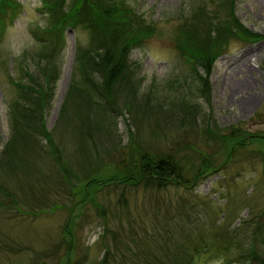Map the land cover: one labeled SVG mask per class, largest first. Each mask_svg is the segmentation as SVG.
I'll return each mask as SVG.
<instances>
[{
    "label": "rangeland",
    "instance_id": "374dc122",
    "mask_svg": "<svg viewBox=\"0 0 264 264\" xmlns=\"http://www.w3.org/2000/svg\"><path fill=\"white\" fill-rule=\"evenodd\" d=\"M124 1L152 33L129 56L132 71L126 87L115 89L117 104L112 99L107 105L108 132L94 131L92 137L80 131L86 125L79 126L78 116L93 96L80 92L68 98L80 91L78 55L89 47L88 29L58 22L59 9L48 14L42 0L15 2V20L7 22L0 42V264H64L68 253L71 264H99L105 246L108 264H146L142 249H155L163 243L160 236L190 246L215 237L218 229L229 239L218 238L214 250L193 264H224L225 257L227 264H253L246 250L264 217V6L258 0H226L230 15L262 38L231 40L213 64L208 59L206 71L207 62L195 64L178 51L179 16H192L194 3L212 10L224 0ZM45 51L59 69L42 121L52 145L21 128L14 134L15 107L26 108L27 99L10 82L31 72ZM241 81L248 82L243 92L233 91ZM177 103L184 108L180 112ZM189 105L197 109L195 118L181 115L192 110ZM131 140L132 149L126 146ZM143 150L172 152L183 184L154 189L143 182L101 183L92 195L100 213L89 200L80 204L87 183L127 175ZM202 173L207 176L195 185ZM88 190L91 194L93 187ZM256 243L264 255V246ZM226 244L231 250L219 251Z\"/></svg>",
    "mask_w": 264,
    "mask_h": 264
},
{
    "label": "trees",
    "instance_id": "16d2710c",
    "mask_svg": "<svg viewBox=\"0 0 264 264\" xmlns=\"http://www.w3.org/2000/svg\"><path fill=\"white\" fill-rule=\"evenodd\" d=\"M15 2L16 0H0V26L6 19L5 15L7 13L8 15L14 14L15 9L18 8ZM65 2L66 0H42V9L48 10V14H52V11L58 8L57 12L61 14L59 16H62V21L58 22H62L65 25L66 21H70L67 26L73 28L83 24L84 29H88L87 31L90 34L89 47L78 55V63L76 62L78 65L77 71L81 74H77L76 77V80L81 82V87H78L80 91L78 94H69L68 98H77L76 95L81 96L79 95L80 92L93 96L88 98L87 109L83 110V113L78 116V122H81L79 126L86 125L85 128L87 129V131H84L85 128H82L80 131L82 133L85 132L88 137H92L94 131L99 132L101 129L107 131L105 129L106 120H104L108 116L107 105L112 103L115 89L122 88L124 86L122 85L123 82L130 77L129 74L132 71L133 63L129 60V56L132 50L139 47L152 33V27L140 14L135 12V9L132 11L124 0H70V4L66 5L67 10L64 11L63 5H65ZM210 2L212 3L213 0H210ZM231 12L233 13L234 11L228 10L227 2L224 0L212 10H209L205 3L202 2L199 6L194 3L191 11L192 16H190L191 14L186 16L181 13L179 17H181L182 22L176 44L180 54L188 59L192 58L190 60L195 64L207 62L205 63L207 66L205 70L208 71L211 65L208 61L210 60L213 64L214 60L217 59L231 40L240 38L253 43L262 38L257 33L249 31L237 18L231 16ZM54 15L56 17V13ZM81 18L86 19L88 23H85ZM42 32L45 33L48 30L44 29ZM32 68L31 72L27 70L22 75L27 79L26 84L22 83L24 78L21 77H19V81L14 78L10 79L11 84L15 85L16 89L21 90V94L19 91L20 98L27 99L26 108H20L21 105L18 104L15 107L14 134L19 133L21 128L20 130L25 131L27 136H30L28 132L31 131L35 134L32 135L35 139L43 136L46 142L52 145L49 133L42 121L45 116L44 104L48 106L51 102L58 79V65L54 59L47 58V51H45L34 62ZM194 71V73H197L196 67ZM78 89L72 91L75 92ZM97 95L99 96L98 98L103 97V102L101 99H96ZM114 102L116 105L115 100ZM173 104L172 101L169 105L173 106ZM177 105L179 106L177 108L178 112L184 109L181 108V103H177ZM191 105L189 107L192 110L183 111L181 115L184 114L185 117L191 116L195 118L194 110L197 109ZM65 107L66 103H64V109ZM86 111L91 112L93 115L85 113ZM174 113H177V111H174ZM197 113L200 114L199 110ZM209 132L207 130V133ZM32 136L30 137L34 140ZM93 142L96 141L93 139ZM126 146L132 149L133 140ZM137 150H140V148ZM53 152L57 154L55 149L52 150V154ZM152 152L153 150L150 152L147 150L140 151L139 159L136 158L135 162H131L136 164L127 175H114L104 182L94 179L87 183L85 185L87 190L82 191L84 197L80 204L89 200V203L95 209L97 208L98 213H100L99 210H102V207L92 198V195L101 183H123L134 186L143 182L146 188L152 187L154 189H162L169 185H182L183 183L179 181L180 171L178 170L180 162L173 156V153H165L161 150L156 152L159 153L158 155H153ZM57 158L60 160L59 155H57ZM61 164L63 171L65 173L68 172L66 165L64 163ZM205 173L195 177V185H197L199 180L207 176ZM91 187H93V190L90 194L88 188L91 189ZM229 237L230 234L225 230L221 231L218 229L215 237L207 240L203 237L199 239L200 243H193L187 246L185 242L179 244L178 240L177 242H171L160 236L163 243L159 242L155 249L150 248V246L143 248L142 255L146 257V260H144L146 264H193L196 260H200L204 255L214 250L212 246H217L214 242L217 243L218 238L226 240ZM253 238H255V241L246 250L245 258H252L253 264H264V255L258 254L259 251L256 249V241L258 240L264 246V217L255 227L254 234H252ZM155 240L158 239L155 237ZM69 248L68 251H71L72 248ZM231 248L232 244H226V247L220 248L219 251L229 252ZM109 250L108 246L104 247V256L99 261V264H108ZM240 256H244V252L240 253ZM225 258H222V262L227 264L229 260ZM239 258L242 259L244 257ZM64 264H71L70 253L67 254ZM248 264L252 263L248 262Z\"/></svg>",
    "mask_w": 264,
    "mask_h": 264
},
{
    "label": "bare ground",
    "instance_id": "6f19581e",
    "mask_svg": "<svg viewBox=\"0 0 264 264\" xmlns=\"http://www.w3.org/2000/svg\"><path fill=\"white\" fill-rule=\"evenodd\" d=\"M258 2H260L261 5L264 6V0H258ZM241 82H242L241 83L242 84V89H241V84H239V85L237 84L236 87L234 86L233 91L234 90L235 91L239 90V91H241V93L243 92L242 90L245 89V87H243V85H248V82H246V81H241ZM238 86H239V88H237ZM250 102H252V99L250 100Z\"/></svg>",
    "mask_w": 264,
    "mask_h": 264
}]
</instances>
